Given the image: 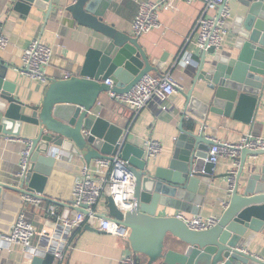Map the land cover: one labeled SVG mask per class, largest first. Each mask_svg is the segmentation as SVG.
<instances>
[{"label": "water", "instance_id": "obj_1", "mask_svg": "<svg viewBox=\"0 0 264 264\" xmlns=\"http://www.w3.org/2000/svg\"><path fill=\"white\" fill-rule=\"evenodd\" d=\"M240 1L241 12L233 20V50L224 55L214 47L203 50L194 79V86L205 83L200 96H195L193 89L181 91L180 134L165 166L154 167L151 159L144 157V150L129 141L118 120L95 115L102 93H127L143 76L162 69V60L151 59L138 37L105 20L113 0H69L62 6L76 25L103 35L107 41L101 48L88 50L78 74L51 80L42 104H26L16 97L14 84L6 80L8 66L0 60V134L20 138L25 124L37 128L18 182L0 181V232L10 231L24 196L69 206L76 183V160L90 165L118 156L135 177L132 206L126 212L120 210L107 188L108 215L98 217L129 228L124 244L132 250L136 264H264L262 258L244 248L250 233L264 231V164L247 161L249 156H264V150L242 151L229 204L214 227L192 230L178 216L157 212L163 196L173 197L180 189L196 192L215 177L216 164L206 161L213 139L205 134L203 125L189 123L186 128L187 115L205 121L212 112L253 124L264 105V0ZM8 5L24 19L45 11L48 20L56 8L54 0H0L1 7ZM207 54L214 55L210 62ZM133 115L127 113L130 119ZM60 151L73 160L56 157ZM169 237L176 240L170 242ZM55 261L51 253L29 257V264Z\"/></svg>", "mask_w": 264, "mask_h": 264}, {"label": "crops", "instance_id": "obj_2", "mask_svg": "<svg viewBox=\"0 0 264 264\" xmlns=\"http://www.w3.org/2000/svg\"><path fill=\"white\" fill-rule=\"evenodd\" d=\"M69 0H54L55 10L46 20L45 11H37L34 18L24 19L17 12L0 6V18L5 24V30L10 37L9 46L0 52V60L8 66L6 80L14 84L16 97L26 104H42L47 86L53 79H63L67 72L72 76L79 73L90 48H101L105 37L89 28L76 25L66 16L62 6ZM162 0H113L105 15L108 23L114 24L119 30L132 34V22L142 2H161ZM231 8L229 32L223 46L217 53L224 55L233 50L235 36L233 34V20L241 12L240 0H228ZM175 7L171 10H160V27L138 37L139 43L147 55L153 60H162V69L152 73L169 71L178 83V89L172 94L162 109L161 102L152 100L137 115L130 119L128 108H119L109 92L101 95L96 106L97 116L110 121L118 120L126 129L129 141L143 149V139L152 138L162 145V154L151 159L154 167L165 166L172 158L175 142L180 134L179 126L182 118L184 97L181 91H193L197 97L205 83L200 82L194 86V79L199 67L202 51L196 45L197 34L193 32L196 19L204 9L201 1L188 3L185 0H173ZM232 22V24H231ZM232 26V27H231ZM135 36V35H133ZM137 37V36H135ZM39 38L43 43L53 49L51 64L46 69L48 82L32 79L17 70L21 64V54L32 40ZM214 55L207 54L206 61L210 62ZM189 60L190 62H186ZM195 123L199 127L205 126V134L209 137L229 142H238L244 133L264 137V105L256 114L253 124H246L233 116L225 117L210 112L205 121L197 120L187 115L184 126ZM37 128L25 124L20 138H33ZM23 143L10 140L6 135L0 134V181L7 184L18 182L21 171V157ZM241 159V156H240ZM73 160V159H72ZM76 169V180L80 177L81 167L85 164L80 160ZM248 163L256 161L264 164V156L248 157ZM94 163V162H93ZM230 160L222 159L215 166V177L210 184H202L197 191L179 190L175 196H163L158 206L160 216L186 217L201 214L205 217L220 218L226 209L224 201H229L228 171ZM56 205L59 212L65 211L68 206H59L52 202L42 200L39 206H28L26 216L32 222L37 232L42 229L51 232L54 222L48 215V208ZM99 215H108L107 197L103 198L97 208ZM98 218H87L83 226L74 230L69 238L73 248L61 261V264H120V260L128 250L124 241L116 235L100 231ZM13 224H10V229ZM38 235L33 244H38ZM176 239L169 237V241ZM245 250L264 260V231L248 235L244 246ZM29 257L24 248L19 245L7 249L0 242V264H29Z\"/></svg>", "mask_w": 264, "mask_h": 264}, {"label": "built area", "instance_id": "obj_3", "mask_svg": "<svg viewBox=\"0 0 264 264\" xmlns=\"http://www.w3.org/2000/svg\"><path fill=\"white\" fill-rule=\"evenodd\" d=\"M188 3L196 0H185ZM204 9L196 19L193 32L197 34L196 45L200 51L214 47L219 50L229 32L231 20V8L228 0H199ZM175 7L173 0H162L161 2H142L132 22V34L139 37L160 27L159 11L171 10ZM10 44V37L5 30V24L0 18V52ZM53 49L43 43L39 38L32 40L23 48L21 64L17 70L26 74L34 80L47 83V67L51 64ZM186 62H190L186 60ZM70 72L65 78H71ZM111 85V80H106ZM178 88V83L169 71L161 73H148L127 93L116 94L109 92L117 104L128 108L137 115L152 100L161 102L162 109L166 110L165 102ZM98 104V103H97ZM97 116L98 113L95 112ZM24 144L21 157L20 175L25 171L31 151V140L27 138H9ZM210 146L207 162L218 164L222 159L230 160L231 167L228 171V197H231L240 167V156L244 149L264 150V137L253 135L251 132L244 133L238 142L222 141L215 138ZM144 157L149 159L158 158L163 151L159 141L152 138L143 139ZM56 157L71 160L72 156L65 152H58ZM80 177L76 180L72 190V201L68 208L59 212L56 205L48 208V215L53 220L54 226L51 232L42 229L39 233L35 225L27 219L28 206H39L42 199L32 196H24V205L17 215L12 228L8 233L0 232V242L7 249L12 246H22L28 256L53 254L55 264L67 256L73 246L69 238L74 230L83 226L87 218H98L100 231L116 235L123 241L128 239L130 230L126 226L109 218H100L97 210L99 203L106 197V189L117 207L122 211H128L132 206L135 193V177L124 161L118 156L114 160L98 159L94 163L81 167ZM229 202L224 201L227 208ZM185 221L192 230H208L214 227L219 218L205 217L201 214L186 217L177 215ZM38 235V244L33 240ZM120 264H136L133 253H126L120 260Z\"/></svg>", "mask_w": 264, "mask_h": 264}]
</instances>
